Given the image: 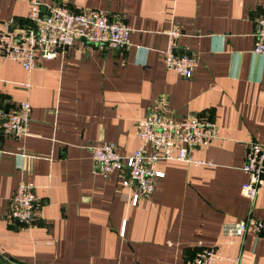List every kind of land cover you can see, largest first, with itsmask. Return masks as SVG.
Here are the masks:
<instances>
[{
	"label": "crops",
	"instance_id": "obj_1",
	"mask_svg": "<svg viewBox=\"0 0 264 264\" xmlns=\"http://www.w3.org/2000/svg\"><path fill=\"white\" fill-rule=\"evenodd\" d=\"M54 2L107 11L130 29L129 44L75 42L53 58L36 54L29 71L0 57V104H30L26 136L0 132V264H190L203 247L228 257L216 264H264L263 235L223 230L248 214L264 219V178L252 203L240 191L246 144L264 143V55L251 50L264 0H42ZM27 11L26 0H0V24ZM170 24L178 49L196 58L186 79L162 62ZM152 108L205 112L215 137L191 152L208 163L157 161L163 176L133 205L124 175L99 174L90 147L129 155ZM20 179L40 205L29 226L6 215Z\"/></svg>",
	"mask_w": 264,
	"mask_h": 264
},
{
	"label": "built area",
	"instance_id": "obj_2",
	"mask_svg": "<svg viewBox=\"0 0 264 264\" xmlns=\"http://www.w3.org/2000/svg\"><path fill=\"white\" fill-rule=\"evenodd\" d=\"M26 1L28 11L23 20L10 17L0 24V57L18 62L25 71L34 67L36 54L41 58H53L62 55L75 42L116 49L129 44L130 29L125 23L110 19L105 10L83 8L73 11L59 2ZM163 33L166 37L162 50L165 69L189 78L196 66V58L178 49L177 40L182 34L179 27L170 24ZM251 50L264 55V13L255 21ZM29 114L27 100L19 101L11 111L0 104V132L15 137L26 136ZM135 131L138 144L127 156L116 153L112 143L103 142L90 147L92 164L99 174L107 176L111 171H117L124 175V180L131 186L130 203L133 205L151 195L155 180L163 176L155 168L157 161L208 163L193 159L191 152L195 148H206L215 137L214 122L205 112L177 116L155 108L149 109L136 122ZM240 168L247 176L240 186L241 194L252 203L264 178V143L249 141L246 144ZM39 209L34 186L20 179L9 200L7 218L19 226H29L38 217ZM223 230L233 236H241L247 230L264 236V219L248 214L243 219L224 224ZM223 258L228 259L214 248L203 247L196 251L190 264H216ZM231 261L237 264L238 258Z\"/></svg>",
	"mask_w": 264,
	"mask_h": 264
}]
</instances>
